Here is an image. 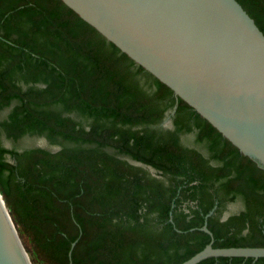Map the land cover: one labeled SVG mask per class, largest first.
I'll use <instances>...</instances> for the list:
<instances>
[{"label": "trees", "instance_id": "obj_1", "mask_svg": "<svg viewBox=\"0 0 264 264\" xmlns=\"http://www.w3.org/2000/svg\"><path fill=\"white\" fill-rule=\"evenodd\" d=\"M237 1L264 34V0ZM5 108L0 135L75 144L0 141V194L33 264H179L210 242L204 222L214 247H264V168L61 0H0Z\"/></svg>", "mask_w": 264, "mask_h": 264}, {"label": "water", "instance_id": "obj_2", "mask_svg": "<svg viewBox=\"0 0 264 264\" xmlns=\"http://www.w3.org/2000/svg\"><path fill=\"white\" fill-rule=\"evenodd\" d=\"M61 1L264 168V34L237 0ZM200 229L210 242L179 264L264 257L263 246L214 247ZM0 264H33L1 194Z\"/></svg>", "mask_w": 264, "mask_h": 264}, {"label": "rangeland", "instance_id": "obj_3", "mask_svg": "<svg viewBox=\"0 0 264 264\" xmlns=\"http://www.w3.org/2000/svg\"><path fill=\"white\" fill-rule=\"evenodd\" d=\"M9 108H5L4 110L1 111L0 113V118H3L7 113H8ZM169 124H166L165 127H168ZM0 141L1 143L8 148H25V147H43L52 151H56L60 149L62 146H70V145H75L72 142L68 141H49L44 135H25L21 137L20 139L13 141L11 139L6 138V136L1 133L0 135ZM183 142L189 145H193V139L192 136H184L183 137ZM111 151V150H110ZM9 159V158H8ZM239 204H232L229 205V208L227 209V212H234L239 209Z\"/></svg>", "mask_w": 264, "mask_h": 264}, {"label": "flooded vegetation", "instance_id": "obj_4", "mask_svg": "<svg viewBox=\"0 0 264 264\" xmlns=\"http://www.w3.org/2000/svg\"><path fill=\"white\" fill-rule=\"evenodd\" d=\"M232 204H233V205H234V204H235V205H236V204H239V207L241 208V204H240V202H239V201H238V202H235V203H232ZM232 204H230V205H232ZM240 208H239V209H240ZM239 209H238V210H239ZM225 213H226V214H228V212H227V211H226ZM230 213H231V212H230ZM224 215H225V214H224Z\"/></svg>", "mask_w": 264, "mask_h": 264}]
</instances>
